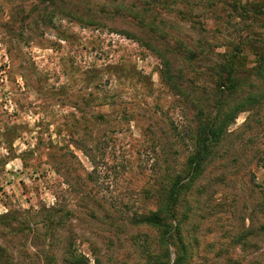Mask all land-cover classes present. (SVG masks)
<instances>
[{
  "label": "rangeland",
  "instance_id": "374dc122",
  "mask_svg": "<svg viewBox=\"0 0 264 264\" xmlns=\"http://www.w3.org/2000/svg\"><path fill=\"white\" fill-rule=\"evenodd\" d=\"M238 1L0 0V264H264V17ZM229 112L178 233L140 223Z\"/></svg>",
  "mask_w": 264,
  "mask_h": 264
},
{
  "label": "trees",
  "instance_id": "16d2710c",
  "mask_svg": "<svg viewBox=\"0 0 264 264\" xmlns=\"http://www.w3.org/2000/svg\"><path fill=\"white\" fill-rule=\"evenodd\" d=\"M234 7L240 12L242 17L249 15H259L264 17V0H252L251 3L247 0L244 2L239 0ZM190 55L193 56L192 53H190ZM163 66L167 73L168 63L165 61ZM237 112L241 111L238 110ZM235 116V113L229 112L226 115V118L221 121L222 125H220V127H215L216 125H214V121H212V125L206 127L203 135H197L195 138L196 151L190 154V157L186 161V167L189 170V173H187V175H185L184 172L177 173L170 183L162 189L160 196L163 198L162 204L165 210L162 211V209H157L155 212H150L148 215L141 216L139 219L140 223L150 225L160 230L170 229L171 233H178L179 229L177 226L167 225V222L171 219V205L178 200L182 192L187 188V185L183 182L185 177H190V175L196 176L199 173L200 168L204 164L206 156L208 155L209 145L217 140L218 136L223 131V128L226 127L229 122L234 120ZM74 260L80 264L82 262L83 264H87L83 257H75Z\"/></svg>",
  "mask_w": 264,
  "mask_h": 264
}]
</instances>
